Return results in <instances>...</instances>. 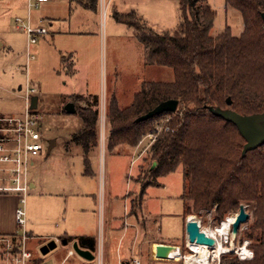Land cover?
I'll return each mask as SVG.
<instances>
[{
	"label": "trees",
	"instance_id": "obj_1",
	"mask_svg": "<svg viewBox=\"0 0 264 264\" xmlns=\"http://www.w3.org/2000/svg\"><path fill=\"white\" fill-rule=\"evenodd\" d=\"M85 1L86 9H95L97 0ZM224 4L240 16V33L233 34L226 26L218 35H210L216 11L208 0H180L179 24L170 33L158 34L132 24L129 18L134 13H114L116 22L134 29L144 49V65L169 69L172 80L143 81L126 108L110 98L106 148L108 152L120 145L134 148L159 126L161 131L146 158L148 176L158 180L181 168L183 219L214 210L215 221L221 223L249 205L252 222L243 240L249 241L253 256L240 261L226 253L220 256V264H264V145L242 155L245 142L237 129L209 111L231 110L244 116L264 113V0H224ZM168 100L178 103L174 113L137 121ZM90 103L77 113L81 128L71 138L85 154L97 147L99 100L93 96ZM160 121H164L162 126ZM84 175L92 173L86 168ZM71 240L94 251L92 237ZM181 245L186 251L184 242Z\"/></svg>",
	"mask_w": 264,
	"mask_h": 264
},
{
	"label": "rangeland",
	"instance_id": "obj_2",
	"mask_svg": "<svg viewBox=\"0 0 264 264\" xmlns=\"http://www.w3.org/2000/svg\"><path fill=\"white\" fill-rule=\"evenodd\" d=\"M100 1L102 2V0ZM111 1L115 3L117 10L111 12L108 2L107 5H104L106 7L104 13L99 5L97 21L91 25L93 35L85 37L89 39L84 40L83 49L85 51H83V55L81 54V59L77 61V65L76 60L71 59L75 63L73 67L76 70L75 76L63 71L65 69L60 65L59 53L66 54L65 49L70 52H72L71 49L80 50V41L67 39L63 41L64 48L61 49L59 48L61 47L60 39L53 41L49 36L50 38L39 40L32 47L35 60L26 65L25 34L12 30L13 21L16 17L13 19H10L9 16L0 17V44H2L0 46V116L19 114L23 110L24 100L21 98L23 92L19 91V87L24 88L28 80L30 84L37 85L39 88L36 111L41 116L43 127L46 128L45 141L48 143L51 140L56 141L50 152H48V146L44 145V150L38 156L31 158L34 165L33 169L30 170L31 167L29 168L28 178L32 181L36 176L43 188L42 190L39 188L29 189L26 196V231L29 234L26 250L30 251L33 256L41 255L40 248L43 245L39 246L37 244L34 232L31 234L30 223L43 222L40 224L41 228L48 231L54 228L56 223L62 225L63 197L64 192H68L69 188L74 185L70 181L71 179H74L78 184L81 182L82 187H89L91 191L99 189L98 198L104 185L106 192H109L110 188L115 193L110 202L113 217L122 215L125 199L130 200L132 204L136 202L139 197V189L137 191L132 188L133 184L140 187V189L144 186V264H150L149 246L154 239L179 244L185 238L181 223L183 211L180 198L183 183L181 168L161 179H151L148 176L150 163L149 160H146L151 144L149 145L147 136H144L142 144L137 149L134 147L136 153L131 159L123 155H117L115 152L117 147L112 152H108L106 149L104 153L107 162L105 183L102 170L104 155H102L100 149L91 148L85 154L81 146L75 144L71 139L72 135L81 128V121L77 113L90 106L91 100H87L85 94L65 96L80 93V91L86 93L87 91L86 94L89 97L96 96L100 100L103 97L107 103L111 97L115 100L118 97L117 105L125 107V105H128L129 100V105L131 104L134 93L140 89L143 81L168 82L172 80V72L169 69L144 65V49L135 37L134 29L116 22L114 13H134L135 17L129 18L132 24L146 27L158 34L170 33L177 29L179 24L181 15L180 0ZM104 2L106 3L107 0H104ZM208 3L216 11L214 24L210 31L211 36L218 35L226 26L231 29L233 34L240 33L242 22L236 12L225 9L223 0H208ZM4 9L0 8V16L4 13ZM34 11V23L37 24L40 18L46 21V18L42 15V8ZM58 13H60L59 10ZM46 22L44 26L47 28ZM66 67L68 72H71L69 59ZM78 68L79 72H77ZM69 102H72L75 106L76 113L74 115H68L64 112L63 106ZM98 112L99 117L96 125L97 146L101 144L100 122L102 116H104L103 121L106 123V143L109 129L106 119L107 106L104 111L99 103ZM156 123L153 122L152 124L155 125ZM163 124L164 121H160V126ZM157 127L158 132H160L161 128ZM128 149L132 148L128 147ZM136 155L139 158L134 163ZM130 162H132L131 165ZM86 168L94 170L99 177V181L96 178L83 177ZM6 196H1V198L14 197L13 195ZM36 201H39L48 212H36V207L39 205V203L36 204ZM87 202H90L91 206L94 203L92 199ZM4 204L9 206L11 201L5 200ZM244 207L249 215L248 221L240 227L236 236L233 237L229 232L227 238L226 236L222 238V241L226 239L224 246L232 250L229 253H233L235 256V251L242 247L245 241H248L243 240L246 239L244 233L252 222L251 207L249 205H244ZM95 209V213H88L86 217L89 219L90 227L95 229L94 235L99 239L101 229L103 231L104 220L100 216V206L98 205ZM105 212L108 214L110 210L105 209ZM237 213L238 211L229 214L227 217L233 218V215ZM214 214V210L211 212L202 211L199 214L192 213L189 216L187 215L184 221L192 216L199 223L200 230L206 231L220 225L219 222L215 221ZM154 220L158 221L157 229ZM112 237H115L111 250L112 257L115 259L120 233H114ZM209 251L210 253L213 252V250ZM184 253L187 252L184 251ZM161 256L158 259H166L162 252ZM44 258L50 259L47 256H44ZM51 261L56 263L55 259Z\"/></svg>",
	"mask_w": 264,
	"mask_h": 264
},
{
	"label": "crops",
	"instance_id": "obj_3",
	"mask_svg": "<svg viewBox=\"0 0 264 264\" xmlns=\"http://www.w3.org/2000/svg\"><path fill=\"white\" fill-rule=\"evenodd\" d=\"M85 0H48L47 2L41 4L39 8L35 9L36 11L38 9L42 8V15L46 18L45 19H38L37 23L40 20H43L44 25L45 22L47 23L48 28V34L45 36L40 37L39 40H43L47 37H49L51 40L60 39L61 47L64 48L62 45L63 41L67 39H75V41H80L81 48L78 49H71L72 52L68 51V49H65V53H59L60 57V65L65 69L63 71H66L67 73L71 74V76H75L76 70L73 67L75 66V63L71 61L72 58L77 61L81 59V54L83 55V46L85 45V37H89L92 34L91 25L95 24L97 21V14H98V8L100 5V8L103 10L106 9L104 5L108 4L109 2V8L112 11L117 10V7L115 6V3L111 0H107L105 3L104 0L102 2L100 0H97L96 6L94 10H89L84 7ZM101 3V4H100ZM224 3V0H223ZM0 8H5L4 13H2V16H9L10 19H13L14 17L20 18L21 20L25 21L26 18L29 16L30 21L32 24H36L33 22V11H28V0H0ZM225 8V7H224ZM58 10L60 13H58ZM64 10V12H63ZM29 13V15H28ZM105 13V12H104ZM60 14V15H59ZM28 15V16H27ZM15 18V19H16ZM14 19V21H15ZM14 21L12 25V30L14 31H20L14 28ZM23 33V32H22ZM24 34V33H23ZM38 40V41H39ZM2 44H0L1 46ZM35 55V53H34ZM74 56V57H73ZM69 59V65H70V71L68 72V69L66 67L67 60ZM35 60V59H34ZM79 72V68L77 70ZM73 78V77H72ZM21 87H19L20 90ZM87 93V91H86ZM83 93L80 91V93H75L70 96L65 97H71L73 95L78 94H85L86 99L91 100V96L89 97L88 94ZM135 94V93H134ZM116 97V95L114 94ZM118 96V95H117ZM93 97V96H92ZM64 98V97H63ZM98 98V97H97ZM99 100L101 109H106L107 101L102 99ZM118 97H116V101L118 103ZM130 103V100L128 101ZM129 103H127L129 105ZM38 104V101H37ZM67 104V103H66ZM65 104V105H66ZM64 105V106H65ZM128 105H125L128 106ZM63 106V109H64ZM119 106V105H118ZM121 107V106H120ZM121 107V108H125ZM65 112V111H64ZM74 115V114H73ZM104 117V116H103ZM106 125V123H105ZM54 141V140H53ZM49 144V143H48ZM56 144V141H55ZM106 138L105 142L103 144L98 145L95 147L97 150L100 149L102 155H104V161H102L103 166V179L104 183L106 182ZM49 146V145H48ZM139 145L136 146V149ZM136 149H128L126 145H120L116 148V154L117 155H123L126 158H133L136 153ZM138 156L136 155L135 161L138 160ZM103 159V158H102ZM91 162V161H90ZM132 162H130V165ZM34 161L32 165L30 166V170L33 169ZM134 166V164H133ZM92 175L91 176H83L87 178H96L97 181H99V177L95 173L94 170L90 169ZM70 180V179H69ZM74 185L69 188V191L66 193L64 192L63 197V215H62V225H58L57 223L54 225V228H51L49 231L46 229H42L40 224L43 222H35L30 223V232L31 234H35V239L37 240V244L39 246L46 245L51 241H54L55 247L53 249H50L45 255H38L32 257L35 260H40L41 262H47L49 264H60V262L65 258L67 252L69 250H73V244H77L78 248L84 251H89L93 256L99 247V249L102 252L103 255V264H130L132 257L138 258L142 264H144V190L142 192V187L136 186L133 184L132 188H135V190L138 191L139 189V197L137 198L136 202H130V200H124L123 202V212L122 215H118L116 217H113L112 215V208H111V198L115 195L110 188L109 192H106V187L101 189L100 197L98 198L99 189L91 191L89 187H82V183L79 182L76 183L74 179L70 180ZM29 187L30 190L39 188L42 190V184L41 182H38L36 176H34L33 180H29ZM130 187V186H129ZM42 195V194H38ZM2 197H7L6 195H1ZM0 196V234H12L16 231L15 228V222H14V210L17 204L16 197L12 196L13 198H1ZM89 199H92L94 201L93 205L91 206L90 202H87ZM11 201V204L9 206H6L4 204V201ZM133 201V200H132ZM137 201H140L139 204H137ZM39 203L36 207V212H42L47 211V209L40 204L39 201H36V204ZM100 206V216L103 218V231L101 229V235L98 239L95 233L94 227H90L89 219L86 217L88 213H95L96 207ZM137 210H136V209ZM105 209L110 210V213L106 214ZM148 211V210H147ZM48 212V211H47ZM148 213V212H147ZM5 217L4 219L2 217ZM187 219V218H186ZM156 223V229H157V220H154ZM186 221V220H185ZM185 221L182 218L181 214V223H182V229L183 234H185ZM102 225V224H101ZM119 234V241L117 243L116 247V257L115 259L112 257V248L113 243L115 240V237H112L113 234ZM58 234V235H57ZM103 234V235H102ZM78 237H92L95 240V248L94 251H91L87 248L80 247L77 242L74 240L68 241L70 238L75 239ZM114 238V239H113ZM34 239V238H33ZM183 239V238H182ZM186 238H184L181 243L185 242ZM181 243H171V242H164L160 241V239H154L149 248H150V264H158V263H165V264H171L169 262H157L152 258V250L153 247H157V244L162 245H175V246H182ZM58 246L60 247L58 249ZM154 247V248H155ZM68 248V249H67ZM61 249V250H60ZM172 250V249H167ZM163 252V251H162ZM44 256H47L50 259H45ZM61 258V259H60ZM56 260V263H53L51 260ZM162 260V259H159ZM166 260V259H164ZM92 261V260H91ZM89 262V260H85L78 256L74 252V256L67 258L65 264H86ZM112 262V263H111Z\"/></svg>",
	"mask_w": 264,
	"mask_h": 264
},
{
	"label": "built area",
	"instance_id": "obj_4",
	"mask_svg": "<svg viewBox=\"0 0 264 264\" xmlns=\"http://www.w3.org/2000/svg\"><path fill=\"white\" fill-rule=\"evenodd\" d=\"M48 0H28V11L35 10ZM29 15V13H28ZM27 15V16H28ZM14 28L21 30L26 37V65L35 59L32 47L40 37L48 34V29L44 26L43 20L36 25L32 24L28 16L25 21L16 18ZM21 98L24 100V108L19 114L0 116V196L13 195L16 197L17 204L14 210V222L16 231L12 234H0V264H34V258L30 251L26 250V242L29 234L26 231V196L29 187V168L33 163L31 158L38 156L43 150L46 142V128L43 127L42 119L36 109L31 108V99L37 97L39 88L37 85L30 84L27 80ZM102 116L100 122V141L105 142V121ZM157 131L146 135L149 138V145L156 138ZM144 138V137H143ZM138 145L142 144V140ZM235 216V215H234ZM199 225V223H198ZM226 242V241H225ZM249 241H245L242 247L235 251L240 261L250 260L252 251L249 249ZM161 245L162 244H157ZM156 246V245H155ZM154 246V247H155ZM153 247L152 258L157 262H169L171 264H186V255H191L189 242H184L185 252L182 246L168 245L172 249V254L177 255V259L159 260L156 255V248ZM246 250L245 255L242 250ZM229 253V252H226ZM226 253H222L226 254ZM74 256V251L69 250L60 264H65L67 258ZM40 264H49L41 262ZM86 264H103V255L99 247L97 248L92 261ZM130 264H142L141 261L132 257ZM210 264H220V257L216 260L210 258Z\"/></svg>",
	"mask_w": 264,
	"mask_h": 264
},
{
	"label": "water",
	"instance_id": "obj_5",
	"mask_svg": "<svg viewBox=\"0 0 264 264\" xmlns=\"http://www.w3.org/2000/svg\"><path fill=\"white\" fill-rule=\"evenodd\" d=\"M261 19L264 23V13L261 15ZM37 97L31 99V108L36 109L37 107ZM227 104H230V101H227ZM178 103L175 100H168L159 103L154 109L144 114L138 118V122H144L151 120L155 117L174 113L177 109ZM64 111L68 115H73L76 113L75 106L72 102L67 103L64 106ZM209 111L224 120L225 122L231 123L238 131L245 144L242 149V155H245L248 152L254 151L257 148L264 145V113L255 114V115H240L231 110H219L209 108ZM48 152L55 146V141L51 140L48 144ZM249 219L248 213H246L245 207L241 206L238 213L234 216V220L231 224L230 232L234 237L240 230V227L245 224ZM185 238L190 244L204 245L207 247H212L215 244V241L206 236V234L200 230L198 222L195 220L185 221ZM55 247L54 241L49 242L40 248V253L45 255L50 249ZM158 247H161L159 245ZM74 252L85 260H93L94 256L89 251H84L78 248L77 244H73Z\"/></svg>",
	"mask_w": 264,
	"mask_h": 264
},
{
	"label": "bare ground",
	"instance_id": "obj_6",
	"mask_svg": "<svg viewBox=\"0 0 264 264\" xmlns=\"http://www.w3.org/2000/svg\"><path fill=\"white\" fill-rule=\"evenodd\" d=\"M234 216V215H233ZM189 220H194V218L192 216L188 217ZM234 220L233 218H228L226 219V221H222L220 223L219 226L212 228V229H207L206 231H203L206 236L212 238L215 241L214 246L212 247H207L204 245H198V244H190L189 243V247H190V251H191V255H186L188 256L186 259V264H210V258L216 260L218 259L222 253H226V252H230L232 250H229L227 247L224 246V241H222L223 237L226 236L227 238V234L230 232V227L231 224ZM159 245H157L156 248V255L157 258H161V252L164 255V258L170 260V259H177L178 257H176L177 255H173L172 254V250H167L168 245H162L161 247H158ZM232 247V245H231ZM209 250H213V252L210 253ZM246 250L247 249H243L242 250V254L241 255H245L246 254Z\"/></svg>",
	"mask_w": 264,
	"mask_h": 264
}]
</instances>
